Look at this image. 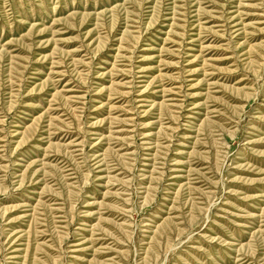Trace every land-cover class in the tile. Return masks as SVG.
Masks as SVG:
<instances>
[{"label": "rangeland", "instance_id": "374dc122", "mask_svg": "<svg viewBox=\"0 0 264 264\" xmlns=\"http://www.w3.org/2000/svg\"><path fill=\"white\" fill-rule=\"evenodd\" d=\"M0 264H264V0H0Z\"/></svg>", "mask_w": 264, "mask_h": 264}]
</instances>
